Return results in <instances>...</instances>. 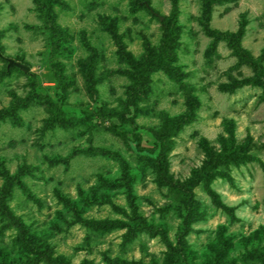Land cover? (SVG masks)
Segmentation results:
<instances>
[{
    "label": "rangeland",
    "instance_id": "1",
    "mask_svg": "<svg viewBox=\"0 0 264 264\" xmlns=\"http://www.w3.org/2000/svg\"><path fill=\"white\" fill-rule=\"evenodd\" d=\"M50 1L0 0V264H264V0Z\"/></svg>",
    "mask_w": 264,
    "mask_h": 264
},
{
    "label": "trees",
    "instance_id": "2",
    "mask_svg": "<svg viewBox=\"0 0 264 264\" xmlns=\"http://www.w3.org/2000/svg\"><path fill=\"white\" fill-rule=\"evenodd\" d=\"M37 6L41 9V11H44L45 6H47V4H49L48 10H50L51 8V1L50 0H35ZM47 16V15H46ZM49 17V16H48ZM168 71V69H166ZM11 183L9 182V184H5V188L3 187V189L0 191V214L1 215H5V213H7V207H5V198L10 197V193H11ZM5 211V212H4Z\"/></svg>",
    "mask_w": 264,
    "mask_h": 264
},
{
    "label": "water",
    "instance_id": "3",
    "mask_svg": "<svg viewBox=\"0 0 264 264\" xmlns=\"http://www.w3.org/2000/svg\"><path fill=\"white\" fill-rule=\"evenodd\" d=\"M15 65V66H18V67H20V68H22L23 70H28L29 68L28 67H26V66H23L22 64H20L19 62H16V61H13V60H10L9 61V65Z\"/></svg>",
    "mask_w": 264,
    "mask_h": 264
}]
</instances>
